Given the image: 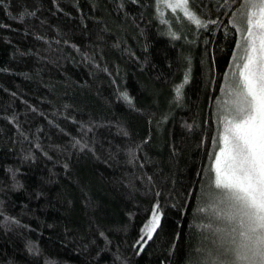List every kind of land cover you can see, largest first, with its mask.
I'll return each instance as SVG.
<instances>
[{"label":"trees","instance_id":"obj_1","mask_svg":"<svg viewBox=\"0 0 264 264\" xmlns=\"http://www.w3.org/2000/svg\"><path fill=\"white\" fill-rule=\"evenodd\" d=\"M190 8L207 27L157 0H0V264L231 258L208 167L246 9Z\"/></svg>","mask_w":264,"mask_h":264},{"label":"snow or ice","instance_id":"obj_2","mask_svg":"<svg viewBox=\"0 0 264 264\" xmlns=\"http://www.w3.org/2000/svg\"><path fill=\"white\" fill-rule=\"evenodd\" d=\"M157 3L173 12L180 9L197 26L207 27L189 7L190 0ZM243 7L246 27L237 28L242 37L237 48L243 54L233 56L234 61H242L235 64L238 79L234 84L226 81L221 89L229 100L217 101L221 127L212 187L218 190V203L227 205V211H219L217 219L232 226L231 233L239 237L232 235L227 245L221 237L220 247L231 258L220 264H264V0H243ZM181 88L177 87V95ZM158 225L159 216L154 213L145 226L147 239H152Z\"/></svg>","mask_w":264,"mask_h":264},{"label":"rangeland","instance_id":"obj_3","mask_svg":"<svg viewBox=\"0 0 264 264\" xmlns=\"http://www.w3.org/2000/svg\"><path fill=\"white\" fill-rule=\"evenodd\" d=\"M160 6H161V13H162L163 17L166 19L165 25L167 26V28L170 27V25L173 26V27H176V26H179V25H183V24H185L186 20L188 22H190L191 24H193L194 26H197L194 22H192L187 17H185L183 12L180 9H177L175 12H173L170 8L166 7L162 3L160 4ZM189 7H190V5H189ZM167 11H170L171 13L168 14ZM245 27H246V24L243 27H238V28L243 30ZM238 33H239V41L238 42H240L241 39H242L241 32H238ZM242 54H243L242 50L236 48L235 55L237 57H239ZM236 63H242V61H240V60L234 61V59L232 60V65H231L229 73L227 74V77H226V81L228 83L234 84L235 81L238 79V70L235 68V64ZM234 72L237 73L236 76L233 75ZM187 81H188V79H187ZM184 83H187V82H185V80H184ZM224 88H225V86H224ZM176 94H177V91H176ZM227 100H229V97L225 93H222L220 101H227ZM219 119H220V112H219ZM218 123H219V121H218ZM220 127L221 126H220V123H219L217 143H216V146H215V149H214V152L212 154V157H211V160H210V163H209V167H208V173L210 174L211 179H213V176H214V172H213L214 160H213V157L216 155V153L219 150V132H220ZM209 178L207 179V182H206L207 183V187H208V184H209ZM212 195H213L212 191L208 193L209 198L212 197ZM218 199L219 198L215 199L214 201H218Z\"/></svg>","mask_w":264,"mask_h":264}]
</instances>
